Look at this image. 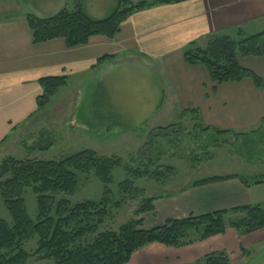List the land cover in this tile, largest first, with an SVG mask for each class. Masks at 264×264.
Listing matches in <instances>:
<instances>
[{
	"label": "crops",
	"instance_id": "crops-1",
	"mask_svg": "<svg viewBox=\"0 0 264 264\" xmlns=\"http://www.w3.org/2000/svg\"><path fill=\"white\" fill-rule=\"evenodd\" d=\"M56 6L54 15L67 9V0H58ZM19 8L20 12L0 18V151L9 147L39 115L37 100L43 94L40 80L66 78L69 87L80 94V83L97 81L102 91H107L120 76L117 71L130 67L146 73L156 71L161 78V87L154 86L159 100L153 101L148 95V105L134 113L138 118L132 130L136 138L144 128L175 125L171 123L173 119H182L184 112L197 111L195 122L203 127L233 133L257 128L264 119V57H237L240 66L262 80L261 88H256L249 79L214 84L205 67L190 66L184 59L186 51L205 47L212 37H231L238 30L250 36L251 30L264 28V0H184L157 5L131 14L121 23L120 32L113 39L93 36L86 45L73 49L66 46L64 39L35 45L26 16L45 17L32 13L29 0ZM85 11L92 19L103 20L97 8L92 15L87 8ZM107 56L112 59L98 65ZM142 85L149 94L151 81ZM126 87L131 89L130 83ZM58 95L62 96L63 91ZM134 99L137 100L136 96ZM186 118L194 119L191 113ZM102 120L98 127L107 125ZM140 142L137 148L144 143ZM250 191L252 188L244 187L237 180L226 181L159 199L155 208L177 207L188 216H202L254 206ZM255 235L239 237L234 229L228 228L224 235L183 248L155 243L134 253L128 264H205L206 258L214 253H225L231 260L238 250L249 248Z\"/></svg>",
	"mask_w": 264,
	"mask_h": 264
},
{
	"label": "trees",
	"instance_id": "trees-1",
	"mask_svg": "<svg viewBox=\"0 0 264 264\" xmlns=\"http://www.w3.org/2000/svg\"><path fill=\"white\" fill-rule=\"evenodd\" d=\"M184 0H155L133 4L129 0H118L112 14L103 20L90 18L83 0H75L74 9L61 10L50 18H38L28 14L27 23L33 34L35 45L55 39H64L66 46L73 49L86 45L93 36L113 39L120 32V25L134 12L150 9L157 5L179 3ZM237 41L230 36L212 37L204 49L193 47L184 53L185 62L190 66H203L207 69L214 84L239 83L252 80L256 88L263 86L262 80L238 63L237 57H264V31L246 36L238 30ZM107 56L98 65L109 61ZM43 94L37 100L38 111H43L68 83L66 78H45L40 80ZM188 113L197 120V111ZM180 125V124H179ZM178 125L154 130L169 131ZM264 127V119L260 122ZM204 131H214L215 136L224 137L233 132L205 127ZM151 135V133H150ZM246 135V134H245ZM244 136L245 145L258 142ZM152 146L150 141L142 146ZM141 147V148H142ZM245 147V146H244ZM50 147L41 149L49 150ZM252 155L253 149L245 147ZM141 154V152H140ZM148 165L133 167L119 157H101L93 150H84L60 161L16 160L6 158L0 166V198L12 218V225L0 220V264H26L29 260H53L55 264H128L132 255L151 244H161L168 248H183L212 237L224 235L228 228L234 229L239 237L252 235L264 230V204L242 206L231 210H221L202 216L190 215L185 219H171L160 227L144 230L142 220H131L118 231L102 232L109 216V208L123 206L111 190L105 189L99 202L85 200L72 204L61 196H74L78 192L79 175L94 173L95 177L108 187L113 184L115 169H123L128 179L118 185L119 194L131 200L144 195V190L136 187V181L150 179L157 182L166 180L173 174V168L151 172ZM240 180L250 188L248 181L238 176L211 177L196 182L193 188L204 187L226 181ZM263 180L255 181V186ZM31 189L37 198V219L32 221L28 215L24 194ZM156 198L143 201L136 216L154 211ZM240 216L233 221L230 216ZM37 237V248L30 254L23 250V244ZM243 248L241 251L243 252ZM225 253L209 255L205 264H229Z\"/></svg>",
	"mask_w": 264,
	"mask_h": 264
},
{
	"label": "rangeland",
	"instance_id": "rangeland-1",
	"mask_svg": "<svg viewBox=\"0 0 264 264\" xmlns=\"http://www.w3.org/2000/svg\"><path fill=\"white\" fill-rule=\"evenodd\" d=\"M24 1L28 0H0V18L20 12L19 5ZM29 1L33 7L32 13L45 18L54 15V9H57L58 0ZM129 1L138 4L152 0ZM74 2L75 0H67L69 11L74 9ZM83 5L91 15L94 8H97L101 13L100 19H106L116 9L118 0H83ZM263 31L264 28L251 30L249 35ZM231 38L237 41L243 39L237 36V33ZM117 72H120V76L113 85L116 89L112 86L107 91L104 89L102 91L97 81L80 83L81 94L69 85L63 88L61 90L63 95H58L60 91L56 97L54 96L50 104L23 129L20 136L12 141L9 147L0 151V166L9 157L21 161H60L80 151L93 150L101 157L122 158L124 162L132 163L134 168L142 164L148 165L151 161V172L158 170L163 172L167 167L174 169L173 174L165 173L167 178L162 182L145 178L137 180L136 187L144 190L145 193L134 200L119 194L118 185L128 179L123 169L114 170L113 184L108 187L102 185L94 173L79 175L78 192L72 197L61 196L58 200L64 198L73 205L85 200L99 202L107 188L118 201L123 202V206L119 209L112 207L108 209L109 216L102 232L118 231L131 220H142V229L151 230L157 228L159 224L164 225L168 220L189 217L187 212L177 207L166 209L164 205H160L156 210L155 205L158 203H155L159 199L179 196L189 189H195L192 187L193 184L211 177L238 176L248 181L252 188L250 191L252 205L264 204V183L259 186L254 185L255 181H264V127L258 126L250 131L216 137L214 131H204L205 126L197 124L194 119L174 118L171 123L178 125L175 128L163 133L144 128L141 132V135H145L144 138L140 135L137 139L132 133L138 121L134 113L140 112L148 105V95L153 101L159 100V94L156 93L154 86L161 87V78L156 71L148 70L151 73H146V70L135 67L123 68ZM148 81L152 83L149 94L142 85ZM127 83H130L131 89H127ZM135 96L137 100L134 99ZM101 120H105L107 125L100 128L98 126ZM243 135L251 141L258 142V145L255 148L252 143L245 145ZM140 141L144 142L142 146L147 141H150L152 146L137 148ZM248 145L254 150V155L245 149ZM47 147H50L49 150H41ZM237 181L241 183L240 180ZM153 197L156 198L153 204L154 211L136 216L143 201ZM24 200L28 215L35 222L37 198L31 189L26 190ZM237 218L240 216H230L228 219L233 221ZM0 220L12 225V218L1 198ZM37 242V237L27 241L23 244V250L32 254L37 248ZM251 243L243 252L241 249L238 250L229 260V264H264V231L252 236ZM26 264L55 263L53 260L31 259Z\"/></svg>",
	"mask_w": 264,
	"mask_h": 264
}]
</instances>
